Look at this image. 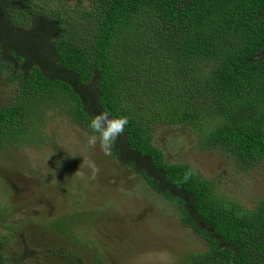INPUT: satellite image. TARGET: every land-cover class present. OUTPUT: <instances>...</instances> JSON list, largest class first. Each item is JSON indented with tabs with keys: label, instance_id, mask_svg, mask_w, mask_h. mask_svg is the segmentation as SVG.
<instances>
[{
	"label": "trees",
	"instance_id": "16d2710c",
	"mask_svg": "<svg viewBox=\"0 0 264 264\" xmlns=\"http://www.w3.org/2000/svg\"><path fill=\"white\" fill-rule=\"evenodd\" d=\"M0 70L17 82L0 105L1 142L22 143L46 101L90 134L101 111L127 116L108 151L204 244L180 264H264V199L251 209L219 200L150 134L154 122L186 125L242 169L264 159V0H84L68 11L0 0Z\"/></svg>",
	"mask_w": 264,
	"mask_h": 264
},
{
	"label": "rangeland",
	"instance_id": "374dc122",
	"mask_svg": "<svg viewBox=\"0 0 264 264\" xmlns=\"http://www.w3.org/2000/svg\"><path fill=\"white\" fill-rule=\"evenodd\" d=\"M83 1L38 0L62 11ZM16 95L17 82L0 70V105ZM58 104L37 107L22 143L0 141L2 264H98L97 255L107 264H180L202 250L175 205L100 143L89 147L90 133ZM150 134L166 162L192 166L219 200L251 209L264 199V159L242 169L220 149L199 145L186 125L154 122ZM55 221L66 225L61 232L49 226Z\"/></svg>",
	"mask_w": 264,
	"mask_h": 264
},
{
	"label": "clouds",
	"instance_id": "9594fccd",
	"mask_svg": "<svg viewBox=\"0 0 264 264\" xmlns=\"http://www.w3.org/2000/svg\"><path fill=\"white\" fill-rule=\"evenodd\" d=\"M128 123L127 116H113L109 112L101 111L95 114L89 122L92 134L87 137L86 143L89 147L100 143L107 152L116 139L124 134Z\"/></svg>",
	"mask_w": 264,
	"mask_h": 264
}]
</instances>
